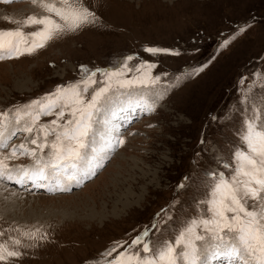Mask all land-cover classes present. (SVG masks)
<instances>
[{
	"label": "rangeland",
	"instance_id": "rangeland-1",
	"mask_svg": "<svg viewBox=\"0 0 264 264\" xmlns=\"http://www.w3.org/2000/svg\"><path fill=\"white\" fill-rule=\"evenodd\" d=\"M85 3L99 17L96 25L55 38L32 55L0 60V113H8L9 130L30 122L24 116L16 125L17 109L27 111V105L44 100L57 87L79 82L82 65L112 70L132 56L128 64L133 70L126 71L122 79L135 77V67L148 62L156 65L149 71L160 80L151 87L110 93L113 99L115 92L121 96L136 90V96L142 97L131 104L132 116L118 112L122 124L111 133L116 137L110 149L90 148L84 161L87 171L79 173L86 178L59 185L66 184L70 190H26L11 181H0L4 190L0 189V231L5 233L0 242L13 247L11 239H20L22 245L15 247L24 253L0 264H90L94 260L109 264L120 248L112 256L103 254L115 242H127L126 248L130 237L135 238L153 216L162 229L167 217L171 219L163 233L153 228L154 223L150 236L170 239L187 218L197 215L196 202L205 196L201 178L209 170L229 171L219 161H230L238 144L235 133L251 115L250 109L264 106V0ZM33 14L46 13L32 0H0V29L18 27L4 17L23 21ZM241 28L245 30L239 31ZM33 30L35 27L24 29ZM225 41L229 43L222 47ZM147 47L178 50L180 55H153L145 51ZM201 67L203 71L193 74ZM96 79L93 88L103 86L101 73ZM148 104L155 110L148 111ZM54 118L41 116L37 127ZM96 125L99 129L101 120ZM34 135L18 133L9 149L0 150V159L9 155L12 145L35 148L29 142ZM34 159L18 152L5 163L9 168H31ZM179 183L190 186L180 188ZM12 192L19 194L18 207L8 210L6 200ZM37 229V236L43 239L22 235Z\"/></svg>",
	"mask_w": 264,
	"mask_h": 264
},
{
	"label": "snow or ice",
	"instance_id": "snow-or-ice-1",
	"mask_svg": "<svg viewBox=\"0 0 264 264\" xmlns=\"http://www.w3.org/2000/svg\"><path fill=\"white\" fill-rule=\"evenodd\" d=\"M32 3L38 4L46 14L28 15L23 21L4 17L18 27L0 29V60L32 55L55 38L99 22V17L85 0H32ZM32 27L35 30L24 31ZM228 43L225 41L222 47ZM145 51L153 55H180L178 50L157 47H147ZM133 59L132 56L126 57L122 67L112 70H92L82 65L79 82L57 87L44 100L27 105V111L16 110V125L24 116L30 117V122L22 127L9 130L8 113H0L4 118L0 119V150L9 149L10 141L18 133H35L29 142L36 146L12 145L9 155L0 159V181H14L20 185L31 182L35 187H45L43 182L47 181L57 185L56 188L48 187V191H68L66 184L64 187L59 185L80 183L86 178L79 175L82 162L88 159L97 117L110 102V93L135 86L151 87L160 80L159 76L150 74L149 70L156 65L148 62L135 67L138 73L135 77L122 79L126 71L133 70L128 64ZM200 71L203 67L193 70V74ZM97 73L104 77L103 86L93 88L98 84ZM261 75L264 79V74ZM145 107L148 111L155 110L150 104ZM250 111L251 115L246 116L242 127L235 133L238 144L231 152L230 161H219L229 171L209 170L201 178L205 196L196 202L197 215L187 218L170 239H154L145 229L126 248L124 244L127 242H115L104 256H112L119 248L124 250L109 264H213L221 260L227 264H264V106ZM52 115H55L54 119L37 127L41 116ZM49 137L54 139L49 140ZM117 142L122 144L123 140ZM45 149L49 151L45 153ZM18 152L36 158L34 166L9 168L5 160L16 158ZM185 180L195 182L192 177H185ZM188 186L182 183L178 187ZM170 219L167 217L163 229L159 221L153 228L163 233ZM38 232L39 229L22 235L30 240L43 239V236H37ZM4 235L0 231V236ZM11 244L13 247L6 241L0 242V262L24 255L15 247L22 245L20 239L12 238ZM90 264L102 262L94 260Z\"/></svg>",
	"mask_w": 264,
	"mask_h": 264
},
{
	"label": "bare ground",
	"instance_id": "bare-ground-1",
	"mask_svg": "<svg viewBox=\"0 0 264 264\" xmlns=\"http://www.w3.org/2000/svg\"><path fill=\"white\" fill-rule=\"evenodd\" d=\"M117 93L118 92H115L116 96L113 99L110 100L111 102H109V104H107V105L105 104L104 105L105 109L101 111L100 115L98 114L97 119L101 120V127L99 129H97V127H96L97 125H95V132H94V136H93L94 139H93V137L91 138L90 148L96 149L97 147L101 146L102 149H105V148L107 150L110 149L109 146H110V144L114 143L113 140H115L114 137H116L115 134L113 135L111 133L116 132L118 130V128L120 127V125L122 124L120 122L121 115L120 114L118 115V112L121 111V110L122 111H126V113L128 112L129 116H132L133 113L129 111L131 104H134V102L136 100H138V99H140L142 97V95L138 94V93H137V96H136V90H132L129 93H127L126 95L124 93L121 96L118 95ZM152 96L148 95L147 97L151 98ZM127 108H128V110H127ZM100 117H101V119H100ZM109 126L111 128H109ZM115 126L117 128L116 130L114 129ZM96 133H99V136L98 135L95 136ZM102 142H104V144H102ZM106 155L107 154L102 155V157L106 156ZM13 169H15V168H13ZM83 171H87V166L85 165L84 162H82V170H81V172H83ZM92 171L93 170H90V174L92 173ZM22 187H23V189L26 188L25 185L22 186ZM2 191H4V190H2ZM13 192L8 194V198H7L8 200H6L8 210H9V208L18 207V205H16V203L18 202L17 199L19 198V194L17 192L16 193H13ZM5 194H6V192H5ZM1 196H2V194H1ZM11 196H13L14 198L11 197Z\"/></svg>",
	"mask_w": 264,
	"mask_h": 264
}]
</instances>
